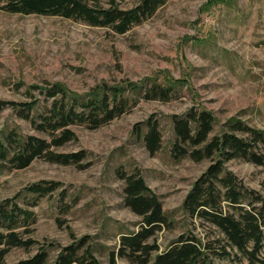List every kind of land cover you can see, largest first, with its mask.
I'll return each instance as SVG.
<instances>
[{
	"label": "rangeland",
	"instance_id": "374dc122",
	"mask_svg": "<svg viewBox=\"0 0 264 264\" xmlns=\"http://www.w3.org/2000/svg\"><path fill=\"white\" fill-rule=\"evenodd\" d=\"M135 3L123 0L121 6ZM153 81L173 83L168 100H146L141 91L129 92L135 103L123 115L95 129L72 127L75 139L55 150L82 152L78 164L38 158L24 169L0 168V203L15 199L34 217L18 229L34 244L10 249L5 263L27 258L41 247L48 250L51 263L59 247L85 239L99 263L109 264L120 235L137 230L140 220L124 205L120 174L138 173L161 201L168 224L154 236L160 251L188 232L204 241L219 236L181 210L210 161L172 156V116L205 110L214 118L215 132L233 119L264 130V0H166L124 34L57 16L0 10V101H28L29 91L42 101L40 90L32 86L53 82L70 94L88 95L104 84L145 86ZM37 106L31 113L41 110ZM148 120L157 122L161 134L154 155L143 142ZM9 131L41 135L5 106L0 136ZM225 168L264 197V166L232 160ZM40 181L60 186L40 198L26 193V187ZM115 261L131 264L125 258ZM212 264L246 263L229 256L215 257Z\"/></svg>",
	"mask_w": 264,
	"mask_h": 264
},
{
	"label": "trees",
	"instance_id": "16d2710c",
	"mask_svg": "<svg viewBox=\"0 0 264 264\" xmlns=\"http://www.w3.org/2000/svg\"><path fill=\"white\" fill-rule=\"evenodd\" d=\"M123 0H0V10L21 15L57 16L92 27L108 28L124 34L150 18L166 0H136L122 7ZM175 86L152 82L149 85H100L88 95L70 94L57 82L32 86L40 90L42 101L30 91L24 102L0 101V110L9 106L29 122L39 135H19L9 131L0 136V168H27L42 158L60 165L78 164L82 152H57L75 139L73 126L95 129L128 111L135 100L129 92H142L146 100H168ZM41 104V110L31 113ZM174 158L187 156L210 163L192 183L181 210L190 218L217 230L219 236L207 241L192 232L179 235L165 250H159L155 234L168 224L158 196L146 185L138 173L120 174L124 181L123 202L140 220L138 229L121 234L109 264L125 258L131 264H212L215 257L233 256L246 264H264V197L250 190L226 170L225 163L242 160L264 166V130L237 120H230L225 128L215 132L214 118L205 110H189L185 115L172 116ZM143 142L150 155L161 146V134L156 121L146 122ZM58 182L40 181L26 187L28 194L40 198L56 190ZM18 196V195H17ZM17 198V197H16ZM15 199L0 203V264L12 248L29 249L34 241L23 238L18 230L29 226L34 217L20 207ZM28 233V228L24 229ZM85 239L61 246L49 263L44 247L33 255L10 264H100Z\"/></svg>",
	"mask_w": 264,
	"mask_h": 264
}]
</instances>
